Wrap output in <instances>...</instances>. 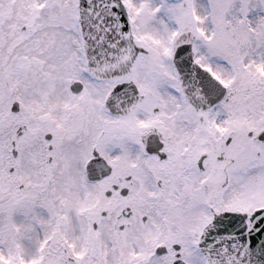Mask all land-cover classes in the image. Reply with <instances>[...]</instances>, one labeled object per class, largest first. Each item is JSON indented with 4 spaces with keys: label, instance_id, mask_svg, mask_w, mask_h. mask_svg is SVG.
I'll return each mask as SVG.
<instances>
[{
    "label": "snow or ice",
    "instance_id": "obj_1",
    "mask_svg": "<svg viewBox=\"0 0 264 264\" xmlns=\"http://www.w3.org/2000/svg\"><path fill=\"white\" fill-rule=\"evenodd\" d=\"M0 264H264V0H0Z\"/></svg>",
    "mask_w": 264,
    "mask_h": 264
}]
</instances>
